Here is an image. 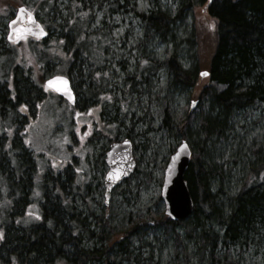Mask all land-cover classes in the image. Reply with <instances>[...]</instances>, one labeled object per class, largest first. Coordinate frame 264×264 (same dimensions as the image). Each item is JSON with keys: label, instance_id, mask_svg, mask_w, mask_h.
I'll list each match as a JSON object with an SVG mask.
<instances>
[{"label": "trees", "instance_id": "obj_1", "mask_svg": "<svg viewBox=\"0 0 264 264\" xmlns=\"http://www.w3.org/2000/svg\"><path fill=\"white\" fill-rule=\"evenodd\" d=\"M28 1L35 14L39 11L47 17L50 15L52 5L49 0ZM92 2L70 0L73 8L70 7L69 14L68 0L67 17L58 24L46 26L49 38L51 31H56L54 42L62 43L59 51L65 53L63 56L48 54L44 50L49 46L46 41L41 48L38 41L32 43V60L43 62L40 64L45 67L42 73L58 74L57 70H50L54 66L62 71L61 74L70 76V67L79 58L96 69L101 62H106L108 48L103 34L89 31L87 17L83 16ZM112 4H108L109 16L119 8L129 6V3L124 6L119 1ZM149 4L146 11H138L135 4L131 8L144 30V39L138 47L146 46L149 41L159 42L165 45L164 57L152 61L141 56L136 69L127 75L124 83L131 96L135 88L142 87L158 70L166 73L161 130L176 138L171 154L180 145L179 138L186 140L191 148L185 181L194 203L193 212L184 221H172L165 215L159 198L158 211H146L151 222L156 223L154 226L137 221L131 214L119 216L122 217L120 224L117 219L116 224H112L105 212L107 208L98 212L92 201H88L85 194L91 190V184L79 183L78 176L73 181L69 168L61 170L51 166L54 174L49 184L42 180L41 191H47L44 199H48L49 194L52 202L41 205L42 199L38 203L39 210L44 213L43 220L17 226L14 200L9 197L12 198L10 195L19 189L32 186L39 161H35L36 155L26 158L24 151L28 145L24 141H19L15 147L7 144L6 139L8 134L14 133L12 127L20 126L15 103L18 105L25 98L31 102L26 94L32 88L37 89L34 91L37 95L41 93L40 97L44 92L42 83L33 79L32 70L14 68L11 84L4 80L0 83V176L7 174L15 180L12 187L8 182L0 183L4 189L3 197L9 200V206H4L5 202L0 199V248L11 249L5 259L8 264H21L11 261L9 256H15L22 264H124L134 258L131 247L136 241L147 243L148 230L173 243L172 264H193V257L198 260L197 264H241L242 253L252 249L257 250L261 256L260 264H264V139L244 147L234 159L231 157V161L217 163L219 159L216 158L221 147L226 150L231 146L229 140L235 125L264 110V0H150ZM46 7L49 8L46 10ZM76 39L93 44L95 56L84 46L73 52L72 41ZM8 54L6 51L5 55ZM18 71L20 77L15 78ZM203 72L208 76L202 77ZM16 83L19 93L9 96L7 87L14 91ZM1 92H5V96L2 97ZM180 94L186 97L188 104L183 114L175 115L171 103ZM98 96V91L88 90V99ZM57 105L61 112L69 111L63 105ZM193 105L196 108L190 113ZM85 109L84 103L80 110ZM23 123L22 127L26 129ZM19 135L23 133L20 131ZM101 136L109 138L110 135ZM112 138L110 143L120 141L115 129ZM125 139L133 143L134 138L126 134ZM133 147L136 150L134 144ZM45 162L49 169L52 161ZM139 162L135 173L115 192L124 189L126 194L132 179L140 176L153 180L151 173L139 170ZM61 174H64L63 182ZM22 179L27 186H21ZM74 195L81 197L84 211L75 206ZM32 201L30 199L29 203ZM5 212L9 213L8 223L1 218ZM188 244L195 249L191 255ZM138 256L134 264H142ZM144 260L149 264L151 257Z\"/></svg>", "mask_w": 264, "mask_h": 264}, {"label": "rangeland", "instance_id": "obj_2", "mask_svg": "<svg viewBox=\"0 0 264 264\" xmlns=\"http://www.w3.org/2000/svg\"><path fill=\"white\" fill-rule=\"evenodd\" d=\"M92 1L83 16L87 17L89 31L102 32L103 34L104 44L108 48V54L105 56L106 62H101L99 68L96 69L88 61L83 62L79 58L70 67L72 69L70 77L76 89L77 103L69 108L63 103L65 109L69 110L63 113L57 105L59 104L57 98L46 94L47 90L43 88L44 81L54 73H42L45 67H40V64H43V62L38 60L35 63L32 60L31 46L32 43L38 40L28 39L18 45L10 44L7 41L8 24L14 18L17 8L20 5H26L28 9L35 11L34 7L28 5V0H0V83L4 80V83L8 82L10 85L13 69L18 68L24 71L25 67V70H32L35 82L42 83L41 89L44 92L42 93L43 96L40 97L41 93L38 92L37 95L34 92L37 89L33 90L34 88H32L29 91L30 93L26 94V96H30L31 102H28L25 98L24 101H19L21 103L18 105L15 103L16 111L19 113L17 120L20 126L12 127L14 133L8 134L9 137L6 139L7 144L15 147L19 141H24L25 145H28L24 151L26 158L36 155L34 159L39 161V166L32 179V186L9 194L10 196L13 195L12 198H9L14 200V216L17 226L20 227L29 222L39 223L43 220L44 213L39 210L38 203L42 199L41 205L44 202L48 204L52 200H50L49 194H47L48 199H44L47 191H41L42 180L49 184L51 175L54 174L52 172L53 166L54 169L57 166L61 170L69 168L72 172L73 181L78 176L79 183L91 184V190L85 194L88 201H92L91 203L95 205L98 212L102 208H107L105 212H107L112 224L115 219H117V224H120L119 220L122 217L119 218V216H123V214H131L133 218L136 216L137 221L148 225L150 223L153 226L156 224L151 222L146 211L150 209L155 212L158 211L157 205L159 198H161L165 168L172 156L170 151L175 146L176 141L175 137L166 135L161 130L167 77L163 70H158L142 87L135 88L131 96H129V87L124 82L127 75H131L136 69L141 56L149 57L152 61L162 60L165 45L156 41H149L146 46L141 45L138 47L144 39V30L131 8L135 4L138 11H146L150 7V0ZM115 1H119L124 6L129 3V6L123 9L119 8L117 12L111 13L109 16L108 4ZM49 3L52 5V10L48 17L44 12H36L38 20L45 27L49 24L60 23L62 19L67 17L68 13L66 11L68 0H49ZM70 7L73 8V5L69 0V14L71 13ZM48 8L46 7V10ZM197 29L199 30V26H197ZM201 29L203 28L201 27ZM51 33L52 36L46 40L49 46L45 47L44 50L48 54L59 53L63 56L65 53L59 51V46H62V43L54 42L56 31L52 30ZM44 42L40 41L37 44L41 48ZM82 46L89 49L91 54L95 56V46L93 44H86L81 39L72 41L71 48L73 52L81 49ZM6 51L9 52L8 55H5ZM22 59L30 63L26 64ZM60 66H63V64ZM50 70L55 72L57 70L58 74L62 73L54 66ZM17 73L14 74L15 78L20 77V72ZM18 85L16 83V90L14 91L7 87V94L16 96L19 93ZM88 90L93 93L98 91L100 96L88 99ZM1 96H5V92H1ZM84 103L87 109L82 111L80 106ZM187 104L186 97L180 94L175 97L171 107L175 115H178L184 113ZM192 108L195 109L196 106ZM192 112L193 110L190 111V113ZM22 123L26 124V129H23ZM114 129L116 137L120 140L125 139L126 134L133 136V144L136 146L134 157L136 162L140 160L139 170L144 171L146 174L151 173L153 180H147L146 176L132 179L129 190L126 191L127 193L124 194V189L118 192L113 191L109 205L105 206L104 181L108 172L105 158L111 144L110 139L114 136ZM20 131L23 133L22 136L19 135ZM25 133L27 134L24 135ZM99 134L110 136L109 138L101 135L97 137ZM179 139L181 142L182 138ZM262 139H264V110L246 117L245 120L235 125V130L229 140L231 146L226 150L223 147H221L222 150L219 149L216 153V158L219 159L217 163L231 161V157L234 159L244 147L248 148L252 142H259ZM20 153L22 154V152ZM245 153L243 151V154ZM67 159L69 164L66 163ZM46 160L50 163L52 161L49 169L46 168ZM25 162L28 163L27 159ZM61 175L63 178L61 182H63L64 174ZM233 176L235 175L233 174ZM3 177L0 176L1 185L8 182L9 187H12L15 183L13 177L7 174ZM234 181L236 182L237 179L234 178ZM21 186H27L24 179L21 181ZM3 193L4 189L2 195ZM2 195L1 202L4 201V206H9V200ZM30 199L33 201L29 203ZM73 201L80 211L85 210L80 196L74 195ZM162 207L164 210L163 203ZM48 209H50V205ZM36 216H39L40 219H36ZM1 218L3 222L6 220L8 223L9 213H3ZM15 232L17 231L15 230ZM147 233H149L147 243L136 241L131 247L134 258H130L124 264H134V259L139 253L137 259L142 264H147L144 263V261H147L144 259L150 257L151 262L149 264H172L173 243L160 236V234L157 235L154 231L148 230ZM187 248L189 255L195 252L192 244H188ZM10 251L9 247L6 250L0 248V264H8L6 260L8 254L11 253ZM245 251L242 253L241 264H260L261 256L257 250ZM234 252L237 254L238 250L235 249ZM9 257H11V261L22 264V261L15 258V256ZM191 261L193 264H197L198 260L193 257Z\"/></svg>", "mask_w": 264, "mask_h": 264}, {"label": "water", "instance_id": "obj_3", "mask_svg": "<svg viewBox=\"0 0 264 264\" xmlns=\"http://www.w3.org/2000/svg\"><path fill=\"white\" fill-rule=\"evenodd\" d=\"M8 29L7 40L10 43H17L26 37L36 39L48 37V32L25 6L18 8L15 18L8 25ZM201 76L207 77L208 73ZM46 86L68 100L69 103H75V93L68 77L55 76L47 80ZM191 157L192 151L188 142L182 140L176 152L170 157L164 172L161 199L166 216L175 222L184 221L194 209V203L185 181V173L190 165ZM105 163L108 167L104 181L105 205L108 206L112 192L128 180L136 170L132 141L124 139L112 143L106 153ZM109 174H111V178H109Z\"/></svg>", "mask_w": 264, "mask_h": 264}, {"label": "flooded vegetation", "instance_id": "obj_4", "mask_svg": "<svg viewBox=\"0 0 264 264\" xmlns=\"http://www.w3.org/2000/svg\"><path fill=\"white\" fill-rule=\"evenodd\" d=\"M28 39V38H27ZM46 88V87H45ZM75 88V87H74ZM47 89V88H46ZM46 94H50V95H52V96H56V97H58V99H60L63 103H67L66 102V100L64 99V98H61L60 96H58L57 95V93L56 92H54V91H51V90H48L47 92H46ZM68 104V103H67ZM76 104H74L73 106H75Z\"/></svg>", "mask_w": 264, "mask_h": 264}, {"label": "snow or ice", "instance_id": "obj_5", "mask_svg": "<svg viewBox=\"0 0 264 264\" xmlns=\"http://www.w3.org/2000/svg\"><path fill=\"white\" fill-rule=\"evenodd\" d=\"M202 75H207V73H202ZM193 103H195V102H193ZM126 143H127V142H126ZM109 178H111V174H109ZM30 215H31V213H30ZM35 218H36V219H40L39 216H36Z\"/></svg>", "mask_w": 264, "mask_h": 264}, {"label": "bare ground", "instance_id": "obj_6", "mask_svg": "<svg viewBox=\"0 0 264 264\" xmlns=\"http://www.w3.org/2000/svg\"><path fill=\"white\" fill-rule=\"evenodd\" d=\"M191 110H193V108Z\"/></svg>", "mask_w": 264, "mask_h": 264}]
</instances>
